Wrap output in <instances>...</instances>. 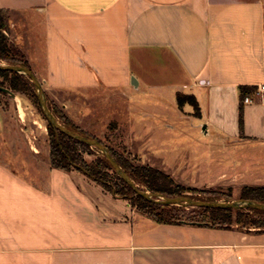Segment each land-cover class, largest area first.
Returning a JSON list of instances; mask_svg holds the SVG:
<instances>
[{
    "label": "crops",
    "instance_id": "obj_1",
    "mask_svg": "<svg viewBox=\"0 0 264 264\" xmlns=\"http://www.w3.org/2000/svg\"><path fill=\"white\" fill-rule=\"evenodd\" d=\"M0 6L10 10L12 41L68 113L91 91L119 94L131 115L128 139L142 119L179 128L191 118L204 136L219 139V159L233 165L219 184H264V90L252 92V101L241 97V85L264 83V0ZM8 110L0 101V134L10 126ZM24 153L0 145V264H264V229L158 221L84 170L53 166L48 149ZM146 162L174 175L187 167L168 157Z\"/></svg>",
    "mask_w": 264,
    "mask_h": 264
},
{
    "label": "rangeland",
    "instance_id": "obj_2",
    "mask_svg": "<svg viewBox=\"0 0 264 264\" xmlns=\"http://www.w3.org/2000/svg\"><path fill=\"white\" fill-rule=\"evenodd\" d=\"M9 36L12 40L11 30ZM13 48L15 52L21 53L20 48L14 42ZM0 60L6 62L5 59L0 58ZM15 92L16 97H13L9 93L0 90L1 101L6 103L9 108L8 117L10 122L8 129L0 134V145L24 147L26 151L24 155L27 157L30 156L28 153L29 148L39 147L50 151L48 120L45 118L37 98L33 95L36 89L34 88L33 92L20 90H15ZM91 92V98L85 99L86 103L84 105H80L83 99L76 97L75 103L80 106L73 105L69 113L64 105L53 99L47 92L46 95L51 108L55 105L58 106L62 111L68 113L70 118L73 117L71 119L76 125L95 137L97 136L108 144L113 145L116 149L123 152L133 163H143L148 161V158H154L158 164H161L162 158L168 157L178 167H181L182 161H187V167L177 169V175L169 172L174 177L175 182L191 185L185 182L192 180V182L202 183L214 178L217 179L218 183L213 185H191L192 187L195 186L198 190L188 192L189 195L206 198L208 193L205 190L212 189V191H216L220 195L219 199L221 200L242 197L243 180H236L234 185L228 183L219 184V181L222 182L223 178H225L222 172L231 173V168L229 169V167L233 165L230 164L228 158L224 161L222 160L223 158L219 159L223 156L221 151L224 148L218 143L219 139L204 136L199 126L194 125L195 123L191 118H188L187 121L179 122V128L175 127L178 123H175L174 126L164 125L160 117L157 118L155 116L152 119L147 118L137 121L135 123L137 135H129V139L137 146V151L132 149L128 143L129 117L131 115L128 112V108L122 103L123 100L119 99V94L103 95L99 91ZM184 107L188 109L191 107V104L187 102ZM81 114L85 115L83 120H81ZM111 119L118 120L117 128L109 126ZM194 121L198 120L194 119ZM100 151L102 150L92 145V148L85 151L82 150V153L86 159L91 161L101 153ZM141 186L149 189L145 184H141ZM108 191L111 192V190ZM118 195L126 197L124 194ZM127 200L132 209L148 214L147 211L132 204L129 198ZM186 206L187 210L196 207L195 205Z\"/></svg>",
    "mask_w": 264,
    "mask_h": 264
},
{
    "label": "trees",
    "instance_id": "obj_3",
    "mask_svg": "<svg viewBox=\"0 0 264 264\" xmlns=\"http://www.w3.org/2000/svg\"><path fill=\"white\" fill-rule=\"evenodd\" d=\"M10 30V10L0 6V58L10 63L30 66L28 59L22 52L20 54L15 52L13 42L9 36ZM0 84L7 85L14 91L33 92L35 88L34 82L29 75L13 69L0 68ZM256 88L257 85H241V97L243 98L247 93H252ZM33 95L37 98L41 107L37 93L33 92ZM179 97L180 99L188 97L194 103H197L196 99L191 94L185 95L179 93ZM41 110L43 111L42 107ZM52 110L60 121L67 126L76 131L94 136L76 125L70 116L58 106H52ZM240 112H242V109ZM45 118L47 119L46 116ZM109 126L117 128L118 123L113 120L109 122ZM48 127L50 160L53 166L64 169L77 168L84 170L86 174L101 183L107 190H111V192L115 194H124L130 199L132 204L147 211L149 216L158 221L190 220L223 227L237 225L247 229L251 227L264 229V208L252 206L238 208L231 206L198 205L194 207V209L187 210V206L184 204L162 203L151 200L137 193L134 188L117 173L115 167L102 151H100L101 153L98 154L95 159L90 161L84 157L82 150H89L92 148V145L69 135L65 131L53 126L49 121ZM105 143L109 146L117 161L140 186L141 184H145L151 190L160 191L168 195H189L188 192H195L198 190L195 186L192 187L191 185H185L181 182H175L171 173L153 164L147 162L133 163L123 152L116 149L113 145L107 142ZM205 191L208 193L206 197L208 199H219L220 197V195H218L216 191H212V189ZM241 196L264 201V184H244Z\"/></svg>",
    "mask_w": 264,
    "mask_h": 264
},
{
    "label": "water",
    "instance_id": "obj_4",
    "mask_svg": "<svg viewBox=\"0 0 264 264\" xmlns=\"http://www.w3.org/2000/svg\"><path fill=\"white\" fill-rule=\"evenodd\" d=\"M0 68L4 69H13L19 72H23L30 76L32 81L34 82L36 93L38 95L41 107L48 121L55 127L65 131L69 135L82 140L90 145H95L99 149L103 151L106 157L110 160L112 165L115 167L117 173L122 176L133 188L134 190L146 196L147 198L162 202V203H178L184 205H208V206H222V207H242V206H252L264 208V201H259L250 197H240L234 199H208V198H198L188 194H176V195H168L160 191L145 189L141 187L130 175L129 173L122 167V165L117 161L113 153L111 152L109 146L103 142L101 139L91 136L89 134H85L75 129L67 126L63 122L60 121L58 116L54 113L52 108L48 104L47 95L45 89L43 87L42 81L36 75L31 66L19 63H10L0 60ZM0 90L9 93L13 97H16V92L7 85L0 84Z\"/></svg>",
    "mask_w": 264,
    "mask_h": 264
},
{
    "label": "built area",
    "instance_id": "obj_5",
    "mask_svg": "<svg viewBox=\"0 0 264 264\" xmlns=\"http://www.w3.org/2000/svg\"><path fill=\"white\" fill-rule=\"evenodd\" d=\"M264 90V83H262L261 85L257 86V88L253 91L254 94H258L260 93V91ZM254 99V96L252 95V93H247L244 97L243 100L245 102L248 101H252Z\"/></svg>",
    "mask_w": 264,
    "mask_h": 264
}]
</instances>
